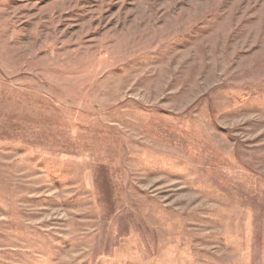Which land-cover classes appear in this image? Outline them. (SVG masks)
I'll return each instance as SVG.
<instances>
[{"label":"rangeland","instance_id":"obj_1","mask_svg":"<svg viewBox=\"0 0 264 264\" xmlns=\"http://www.w3.org/2000/svg\"><path fill=\"white\" fill-rule=\"evenodd\" d=\"M0 264H264V0H0Z\"/></svg>","mask_w":264,"mask_h":264}]
</instances>
